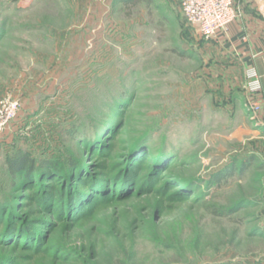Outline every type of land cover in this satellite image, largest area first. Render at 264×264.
Returning a JSON list of instances; mask_svg holds the SVG:
<instances>
[{
  "label": "rangeland",
  "instance_id": "1",
  "mask_svg": "<svg viewBox=\"0 0 264 264\" xmlns=\"http://www.w3.org/2000/svg\"><path fill=\"white\" fill-rule=\"evenodd\" d=\"M134 1L0 0V102L19 105L0 133L1 193H15L5 167L15 151L36 160L73 155L69 133L105 123L114 99L118 120L98 134L110 154L82 148L84 162L91 172L123 171L138 136L135 177L152 173L155 181L148 193L112 191L113 200L74 222L50 217L37 252L0 243V262L264 264V136L256 113L248 101L245 119L215 111L218 88L198 52L203 40L177 0ZM157 151L168 161L155 170ZM227 166L232 176L208 187ZM19 193L28 199L16 196L17 212L29 216L30 192ZM239 201L237 212L213 215Z\"/></svg>",
  "mask_w": 264,
  "mask_h": 264
},
{
  "label": "trees",
  "instance_id": "2",
  "mask_svg": "<svg viewBox=\"0 0 264 264\" xmlns=\"http://www.w3.org/2000/svg\"><path fill=\"white\" fill-rule=\"evenodd\" d=\"M120 1L125 5L136 3L134 0ZM117 100H113L114 113L110 114L105 123H101L102 125H97L91 130L81 128L69 133L73 138H76L79 146V148L76 147L77 151L73 155L67 153L53 158L43 157L40 158L41 160H36L28 153L17 150L7 159L5 167L8 184L10 192L15 193L5 195L0 191V243H5V245L11 243L15 247L21 246L22 249H34L37 252L40 244L45 241L44 231L51 228L50 217L55 220L64 219L74 222L76 218L89 215L98 205L113 200V195L110 196L112 191H116V198H121L133 186H136L139 191L147 193L153 191L152 187L155 181L152 178V173H149L141 182L135 177L137 165L141 163L140 156L143 154L142 146L144 144V142H140L142 139L138 136H136L137 140L130 143V157L123 171L113 169L109 171L111 174L101 171L99 173L91 172L89 164L85 163V158L82 157L80 151L82 148L86 149L89 155L95 153L99 156H107L110 154L109 148L102 143L98 134L99 130L111 132L115 121L118 120V105L120 103ZM126 102L125 100L121 106ZM262 135L264 136V130ZM167 161L168 156L163 151H157V155L152 160L155 170L162 166L166 167L164 165ZM247 166L241 162L238 172L242 174ZM233 173L234 167L227 166L219 173L212 175L208 187H219L221 182L232 176ZM26 191L30 192L29 199L36 207L35 210L27 214L30 217H23L17 212L22 203L18 202L16 198L24 196L19 192ZM24 198L28 199V197ZM243 204L242 201H239L228 210L214 209L213 215L226 217L237 212ZM5 212L7 215H4ZM5 262L1 261L0 263L5 264Z\"/></svg>",
  "mask_w": 264,
  "mask_h": 264
},
{
  "label": "crops",
  "instance_id": "3",
  "mask_svg": "<svg viewBox=\"0 0 264 264\" xmlns=\"http://www.w3.org/2000/svg\"><path fill=\"white\" fill-rule=\"evenodd\" d=\"M239 17L210 41H203L198 52L208 66L214 88L215 111L242 112L245 103L257 105L255 117L260 132L264 130V0H234ZM253 68L259 75L260 91L251 95L245 90V72ZM242 88L243 92L236 89ZM218 98V99H217Z\"/></svg>",
  "mask_w": 264,
  "mask_h": 264
},
{
  "label": "built area",
  "instance_id": "4",
  "mask_svg": "<svg viewBox=\"0 0 264 264\" xmlns=\"http://www.w3.org/2000/svg\"><path fill=\"white\" fill-rule=\"evenodd\" d=\"M186 23L192 26L203 41H210L225 31L238 17L239 12L234 0H177ZM247 79L245 89L251 95L260 91L259 75L251 68L245 72ZM19 109L17 102L9 98L0 102V133L12 121ZM253 114L257 113V105H250Z\"/></svg>",
  "mask_w": 264,
  "mask_h": 264
}]
</instances>
